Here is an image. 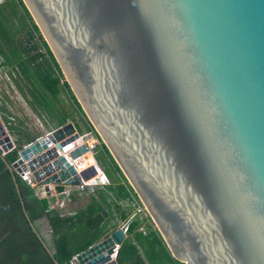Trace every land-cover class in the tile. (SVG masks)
I'll return each mask as SVG.
<instances>
[{
  "label": "water",
  "instance_id": "1",
  "mask_svg": "<svg viewBox=\"0 0 264 264\" xmlns=\"http://www.w3.org/2000/svg\"><path fill=\"white\" fill-rule=\"evenodd\" d=\"M22 1L175 261L264 264V0ZM79 136L67 123L7 166L81 185L95 169L58 154ZM15 148L0 116V149ZM125 239L73 264H118Z\"/></svg>",
  "mask_w": 264,
  "mask_h": 264
},
{
  "label": "trees",
  "instance_id": "2",
  "mask_svg": "<svg viewBox=\"0 0 264 264\" xmlns=\"http://www.w3.org/2000/svg\"><path fill=\"white\" fill-rule=\"evenodd\" d=\"M16 1L23 10V16L20 19L28 22V25H25L30 27L31 36L27 48L24 49L17 45L15 42L17 33L12 31L9 25L12 20L5 13L4 7H0V54L4 59V64L18 70L27 90L38 103L36 106L30 102L37 113L42 114L43 112L52 116L58 127L67 124L69 115L65 110L55 107L53 103V101H58L62 90H65L74 101L78 111L88 121L90 130L99 138L32 15L22 0ZM11 10L12 15L17 16L14 4L11 5ZM34 37L40 39L41 47L46 50L45 55L39 52L33 54V51L38 50L32 42ZM45 57L48 59L42 61L41 59ZM18 85L21 88L20 83ZM21 91L25 94L23 88ZM3 110L5 109L0 107V113ZM3 120L5 124L9 122L6 116ZM7 128L19 137L16 140L18 145L12 152L3 156L0 149V264H56L55 260L59 264H72L75 256L113 233L120 221L125 222L134 214L133 208L120 203H130L138 197L100 138L101 149L111 159L118 175L117 181H112L111 186L105 190H98L96 195L91 197L90 203L74 214L64 213L58 208L49 210L55 205L57 198H40L35 189L7 166V163L12 165L16 162L23 146L33 143L35 139L26 136V144H22L23 137H25H22L23 133L14 125L7 126ZM91 157L87 154L86 161ZM72 198L74 199V196ZM44 217L49 221L56 246L54 256L50 254L31 224ZM143 226L147 229L146 234L140 232ZM117 263L180 264L173 258L158 230L153 229L148 222L140 220L139 217L130 223L127 237L120 247Z\"/></svg>",
  "mask_w": 264,
  "mask_h": 264
},
{
  "label": "rangeland",
  "instance_id": "3",
  "mask_svg": "<svg viewBox=\"0 0 264 264\" xmlns=\"http://www.w3.org/2000/svg\"><path fill=\"white\" fill-rule=\"evenodd\" d=\"M13 4L15 6L17 16L12 15L11 5ZM0 7H4L5 13L8 14L12 20V22H9V25L11 26V30L17 33L15 42L21 48H27L28 40L31 35L30 27L27 26L28 22L25 21V19H20L23 16L22 8L17 5L16 0H0ZM32 42L38 49L37 51H33V54H35L36 52H39L43 55L46 54V50L41 47V41L38 37H34ZM2 47L4 48L3 45ZM46 59H48V57H45L41 60L45 61ZM19 83L21 85V88L24 89L25 94L22 93L21 88L18 85ZM30 102L38 106L36 99L27 90L25 83L19 76L18 70L14 67L5 65L4 59L0 54V107L5 109L2 111V113H0V116L4 124L5 121L3 120V117L6 116L7 118H15V122L13 123V125L23 133L22 137L25 136L23 137L22 144H26V136H29L31 139H35L34 142H36L38 139L46 136V134L60 128L57 126V122H55L52 116L47 115L43 112L42 114L37 113ZM53 103L58 109H63L66 111V113L69 115V121L67 123L74 124L77 132L81 136L94 134L90 130L88 121L86 120V118H84V115L80 111H78V109L74 105V101L65 90H62L58 101H53ZM8 132L10 134V137L15 140V145L17 146L18 143H16V140L18 139L19 135H17L16 133H11L10 131ZM92 137L97 140L95 136ZM99 143L100 145L96 149V160L103 171L106 173L112 184V181H117L118 175L114 170L111 159L108 158L101 149L102 142L100 140ZM92 161L93 158L91 157L86 161V164H90L92 163ZM55 188L57 189V191L60 188L63 189L62 186L59 185H55ZM45 189L49 190L47 187L39 185L36 192H38V196L40 198ZM74 195L75 198L72 199L71 202L66 204L68 206L66 207L68 212L66 211L65 213H69V210L77 211L85 208L90 203L91 197L95 196L96 193L90 195L73 194L71 198ZM133 211L135 212V209H133ZM121 224L122 222L120 221L118 223V227ZM37 229L40 233H43V237H45L48 246L54 247L53 236L48 229L46 218H44L41 222H37Z\"/></svg>",
  "mask_w": 264,
  "mask_h": 264
},
{
  "label": "built area",
  "instance_id": "4",
  "mask_svg": "<svg viewBox=\"0 0 264 264\" xmlns=\"http://www.w3.org/2000/svg\"><path fill=\"white\" fill-rule=\"evenodd\" d=\"M8 120H9V122L7 124H4L6 129H8L7 126L13 125V123L15 122V118L10 117V118H8ZM48 134H46V135H48ZM92 136H95V135L94 134H89V135H84V136L80 135L77 140L73 141L69 145H66L63 148V151H60L58 149V154H59V156H65L68 159V161L70 162V164L75 166L79 176L91 167H93L95 169L96 175L87 181H83V183L81 185H77V186L59 185V186H62V188H63L62 191H57V189L55 188V185L58 186L57 184H55V185H43V186L47 187L49 190L45 189L41 195V198H47L49 196L57 198L55 206H51L49 210L54 209L56 206L59 207V209L64 210L67 202H69L71 200V196L73 194L90 195V194L96 193L98 190H105V188L111 186V182H110L108 176L106 175V173L103 171V169L101 168V166L99 165V163L96 160V149L100 145L99 140H98L99 138H97L95 136L97 138V140H95V138ZM12 141L15 145V140L12 139ZM29 145H25L24 147H27ZM83 145L86 146L87 152L83 153L77 159H72L70 156L71 153ZM15 147H16V145H15ZM54 147H57L56 144L54 145ZM2 152H3V156H5L6 153L3 150H2ZM87 154H90L93 158L92 164H90L88 166L86 165ZM20 168L23 169V173L18 174V175L31 188H33V189H35V191H37L39 185L35 182L34 178L32 177V174L30 173L28 168L24 169L22 166H20ZM37 194H38V192H37ZM120 204H122L123 206L131 207V208L135 209L134 214L129 218V220L122 222V224L119 225V227H118V228L122 229V231L124 232L126 237H127L128 231H129L130 223L136 217H139L140 220L148 222L152 226L153 229L157 230L156 226L153 224V222L150 218L149 213L147 212L146 208L143 206V204L140 202L139 199L134 198L133 201H131L130 203H126V204L120 203ZM140 232L146 234L147 233L146 227L143 226L140 229ZM120 247H121V245L117 244L116 248L114 249V252L112 254V258L114 260H117V258L119 256ZM75 258L76 257H74V259Z\"/></svg>",
  "mask_w": 264,
  "mask_h": 264
},
{
  "label": "crops",
  "instance_id": "5",
  "mask_svg": "<svg viewBox=\"0 0 264 264\" xmlns=\"http://www.w3.org/2000/svg\"><path fill=\"white\" fill-rule=\"evenodd\" d=\"M74 198H75V195H74ZM72 199H73V198H71V200H70L69 202H71ZM69 202H67V203H69ZM66 206H67V205H66ZM67 207H68V206H67ZM70 209H72V208H70ZM66 211H67V208H66L65 212H66ZM77 211H79V210H77ZM77 211L69 210V213H68V214H74V213L77 212ZM67 212H68V211H67ZM44 218H45V217H44ZM44 218H42V219L39 220V221L41 222ZM39 221H37V222H39ZM46 221H47V223H48V229L50 230V233L52 234V231H51V228H50V224H49V221H48L47 218H46ZM41 234L43 235L42 232H41ZM44 240L46 241L45 237H44ZM50 249H52V247H50Z\"/></svg>",
  "mask_w": 264,
  "mask_h": 264
},
{
  "label": "clouds",
  "instance_id": "6",
  "mask_svg": "<svg viewBox=\"0 0 264 264\" xmlns=\"http://www.w3.org/2000/svg\"><path fill=\"white\" fill-rule=\"evenodd\" d=\"M38 185H43V184H38ZM51 185H55V184H51ZM57 185H58V184H57ZM49 197H50V196H49ZM55 204H56V203H55ZM53 206H55V205H53ZM66 207H67V206H66ZM66 207H65L64 210L59 209V207H57V206H56L55 208H58L60 211H62V212L65 213ZM117 229H118V228H117ZM117 229H116V230H117ZM116 230H115V231H116ZM115 231H114V232H115ZM111 234H112V233H111ZM75 257H76V256H75ZM73 260H74V258H73ZM73 260H72V264H73Z\"/></svg>",
  "mask_w": 264,
  "mask_h": 264
}]
</instances>
